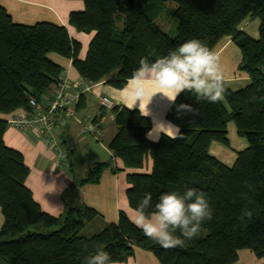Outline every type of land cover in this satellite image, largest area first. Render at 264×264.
<instances>
[{
	"label": "trees",
	"instance_id": "trees-1",
	"mask_svg": "<svg viewBox=\"0 0 264 264\" xmlns=\"http://www.w3.org/2000/svg\"><path fill=\"white\" fill-rule=\"evenodd\" d=\"M82 1L84 9L70 12L69 23L80 32L94 31L84 60L78 56L80 42L62 24L17 23L0 5V113L30 110V98L41 100L50 85L59 81L62 68L48 58V52L70 58L90 83L104 80L122 88L141 57L154 61L192 38L213 50L230 36L240 49L239 69L249 75L247 85L237 90L225 85L224 99L218 103L182 92L166 118L179 127L183 139H170L164 133L155 141L149 139L150 118L137 109L116 105L117 130L108 143L126 168L141 169L146 158H151L150 171L126 174L130 207L135 209L146 193L155 203L163 192L194 187L208 197L214 218L183 248L164 249L122 210L116 221L83 236L81 230L99 212L88 205L68 208L58 217L44 212L25 184L29 168L22 153L3 140L8 122L0 118V208L4 216L0 264H87L97 248L121 262L133 255L135 246L151 250L162 264H232L240 249L251 250L264 264V99H260L264 97V0ZM167 1L176 4L174 36L154 20L161 2ZM248 17L259 19L258 38L239 29ZM252 97L257 98L255 102ZM181 104L198 109V114L178 112ZM229 120L248 142L231 166L209 153L213 141L229 146ZM108 165L93 164L82 182H98ZM245 209L252 212L250 219L243 215ZM82 242L88 244L86 249Z\"/></svg>",
	"mask_w": 264,
	"mask_h": 264
},
{
	"label": "crops",
	"instance_id": "crops-1",
	"mask_svg": "<svg viewBox=\"0 0 264 264\" xmlns=\"http://www.w3.org/2000/svg\"><path fill=\"white\" fill-rule=\"evenodd\" d=\"M0 5L5 7L13 21L17 23L31 25L45 21L62 24L68 30L71 38L80 42L81 48L78 56L82 60L85 59L94 31L80 32L69 23L70 12L84 9L82 0H0ZM256 20L258 18H246L240 23L239 29L253 38H258L259 21L256 22ZM252 21L255 22V25L247 29V24ZM213 51L220 57L225 85L228 88L237 90L249 83V75L239 69L240 49L230 36L222 38ZM47 56L62 68L63 73H67L73 84L82 78L70 58L56 52H48ZM262 72L264 74V67ZM91 84V90L83 93L74 105V115L82 120L93 118L95 123L103 129L101 138L97 139L92 135L82 133L80 123L76 118L70 116L60 129L52 133L53 137L60 140L66 148L65 158L57 160L47 143L29 128L8 123L3 140L7 146L22 153L24 162L29 168L25 184L41 209L58 217L64 215L68 208L91 206L99 212V215L87 222L83 229L90 224H95V227L91 229L94 234L101 231L108 223L116 221L121 210L128 217L134 215V209L128 204L125 194L128 187L126 174L148 172L151 169L152 161L148 156L143 168H126L123 166L122 160L108 148V143L117 130L113 107L116 105L126 106L130 102L127 99L126 85L116 88L104 80ZM55 87L56 84L50 85L41 100L37 101L36 107L30 106V110L19 108L8 114L0 113V118L8 120L15 115L24 114L27 116L43 111L48 99L52 97ZM145 87L150 93L159 91L150 81L145 82ZM100 96L111 98L114 106L111 109L102 107L99 104ZM147 102L146 96L141 104V111L145 110L144 105ZM139 103L138 100L137 106L133 109L140 111ZM172 103L165 96L157 93L147 105L148 114L146 116L152 123L149 131L153 132L154 137L159 138L163 134L159 130L161 127L176 126L166 118L167 110ZM227 136L229 146L213 141L210 144L209 153L225 165L231 166L237 157V152L246 148L248 142L237 133L233 120L227 122ZM102 162L109 163V165L102 169L99 181L82 182L88 169L93 164ZM78 167L79 174L75 173V169ZM3 223L4 216L0 208V230ZM115 264L162 263L151 250L135 246L133 255L125 261L115 262ZM232 264H263V259L257 257L249 249H240L237 260Z\"/></svg>",
	"mask_w": 264,
	"mask_h": 264
},
{
	"label": "clouds",
	"instance_id": "clouds-1",
	"mask_svg": "<svg viewBox=\"0 0 264 264\" xmlns=\"http://www.w3.org/2000/svg\"><path fill=\"white\" fill-rule=\"evenodd\" d=\"M146 81H150L159 91L150 93L145 87ZM225 84L219 55L205 42L192 38L154 61L150 62L147 57L140 58L139 66L133 70L126 84L127 99L130 101L126 107L133 109L139 100L141 115H147V105L155 94L160 93L174 103L185 91L194 93L196 100L218 103L224 99ZM146 96L148 102L144 105L145 110L141 111ZM251 99L255 102L257 98ZM177 111L198 114V109L187 104L177 105ZM159 130L170 139L184 138L178 126L170 125ZM147 135L150 139H158L152 131ZM213 213L206 194L197 188L187 187L182 192H163L155 203L152 195L146 193L129 219L146 237L164 249H172L183 248L198 237L202 225L213 220ZM243 215L250 219L252 212L245 209ZM81 246L86 249L88 244L82 242ZM87 264L115 262L102 248H97L95 254L87 258Z\"/></svg>",
	"mask_w": 264,
	"mask_h": 264
},
{
	"label": "built area",
	"instance_id": "built-area-1",
	"mask_svg": "<svg viewBox=\"0 0 264 264\" xmlns=\"http://www.w3.org/2000/svg\"><path fill=\"white\" fill-rule=\"evenodd\" d=\"M92 84L84 78H80L73 84L67 73H61L59 81L52 97L48 99L43 111L31 115H15L7 120L15 126L31 129L36 136L43 139L55 154L57 160L66 157V149L63 143L53 137L52 133L60 129L71 116L77 119L81 125V132L92 135L99 139L102 136L103 129L99 127L93 118L80 119L74 114V105L78 102L81 94L90 91ZM32 107L37 106V101L30 98ZM99 104L107 109L114 106V102L107 96L99 97Z\"/></svg>",
	"mask_w": 264,
	"mask_h": 264
},
{
	"label": "rangeland",
	"instance_id": "rangeland-1",
	"mask_svg": "<svg viewBox=\"0 0 264 264\" xmlns=\"http://www.w3.org/2000/svg\"><path fill=\"white\" fill-rule=\"evenodd\" d=\"M161 3H162V6L160 7L157 16H154V20L165 32H167L171 36H174L176 34L177 22H178L177 18L173 14L176 4L173 1H167V2H161ZM258 21L259 19L256 20V22ZM254 25H255V22L252 21V22H249V24H247L246 27L248 29L249 27L254 26ZM75 173L79 174V167L75 169ZM94 227H95V224H90L89 226H87L85 229L81 231V234L87 237L93 235L94 231H92L91 229Z\"/></svg>",
	"mask_w": 264,
	"mask_h": 264
}]
</instances>
